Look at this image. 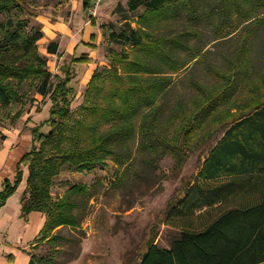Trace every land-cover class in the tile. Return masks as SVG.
I'll return each instance as SVG.
<instances>
[{
	"label": "trees",
	"instance_id": "obj_1",
	"mask_svg": "<svg viewBox=\"0 0 264 264\" xmlns=\"http://www.w3.org/2000/svg\"><path fill=\"white\" fill-rule=\"evenodd\" d=\"M127 7L142 10L136 27L124 18L120 33H111L109 41L121 50L109 51L108 67L94 70L75 115L73 77L47 72L36 47L40 28L27 31V21L11 14L0 22V110L18 99L15 87L25 81H36L35 91L51 103L48 118L29 129L30 149L13 181L1 184L0 209L26 166L21 218L43 214L33 247L41 241L59 252L62 230L81 226L75 197L89 194L73 185L54 199L51 189L61 172H88L112 162L125 175L136 155L152 160L181 144L189 148L222 123L221 138L166 213L164 224L178 237L170 248L151 242L138 264H264V65L253 78L249 59L264 26V0H127ZM82 8L89 11L92 0H83ZM12 9H21L19 0H0V15ZM222 44L229 54L221 53ZM46 50L57 54L58 43L49 42ZM190 67L195 71L186 73L185 84L193 94L188 101L172 98L175 79ZM238 97L246 101L240 115L228 104ZM30 252L29 264L46 263Z\"/></svg>",
	"mask_w": 264,
	"mask_h": 264
},
{
	"label": "rangeland",
	"instance_id": "obj_2",
	"mask_svg": "<svg viewBox=\"0 0 264 264\" xmlns=\"http://www.w3.org/2000/svg\"><path fill=\"white\" fill-rule=\"evenodd\" d=\"M82 1L19 0L21 9H12L11 13L0 15V22H4L10 14L26 20L27 31L33 27L40 28L43 37L36 47L37 53L46 60L47 72L51 76L63 78L68 73L73 77L70 84L74 96L71 100L73 115L82 104L86 85L94 70L108 67L109 51L121 50L120 45L109 41L111 33H120L124 18L136 27L135 19L142 12H130L127 0H108L95 10L84 11ZM57 22L67 32L60 30ZM85 25H89L94 36L91 37V45L86 48L90 52L85 50L72 54L73 46L83 39L85 33L89 39V28L85 32ZM52 40L59 45L58 53L54 55L46 50ZM212 47V44L207 46L208 49ZM227 50L228 46L222 44L221 53L229 54ZM212 51H217V47H213ZM263 56L264 26L249 57L253 64V78L259 77L257 74L264 65ZM79 57H83L84 62H76ZM229 61L227 59L226 64ZM226 64L221 61L224 70L227 69ZM194 71L195 68L190 67L177 76L172 98L182 95L188 101L193 92L185 84L186 73L193 74ZM36 83L31 85L30 81H25L15 87L18 99L0 110V152L6 148L5 151L11 153L20 146L28 151L31 144L29 129L48 118L51 103L35 91ZM241 100L242 97H238L233 103H228L231 113L240 115L244 112L240 107L246 101ZM47 130L48 127L43 126L42 131ZM223 131L221 123V128L207 134L199 142L194 140L189 148L180 143L178 151H169L152 160L147 154L136 155L134 165L127 169L125 175L112 162L88 172L64 170L54 180L52 197L61 198L73 185L88 188L89 194L75 197L74 213L82 218L81 226L78 230H62V240L57 244L59 252H54L46 242L40 241L30 249V253L36 258L44 257L47 260L45 264H138L151 242L160 248H170L178 237V231L164 224L169 206L182 197L187 186L193 183L209 149L221 138ZM22 170H27V167L22 166Z\"/></svg>",
	"mask_w": 264,
	"mask_h": 264
},
{
	"label": "crops",
	"instance_id": "obj_3",
	"mask_svg": "<svg viewBox=\"0 0 264 264\" xmlns=\"http://www.w3.org/2000/svg\"><path fill=\"white\" fill-rule=\"evenodd\" d=\"M56 25H59L60 30L67 32V29L60 27L59 22ZM88 28L89 39L85 33L83 39L73 46L72 54L77 51L85 52L86 48L91 45L93 33L90 31L89 25H85V32ZM87 51L90 52L89 49ZM5 150L6 148H3L0 152V173H2L0 184L4 179L11 180L14 178L17 163L26 152L25 147L22 146L11 153H7ZM27 175V170L23 171L22 182L16 192L8 198L5 205L0 209V264H29V251L39 237L45 222L44 215L39 212H31L26 221L21 218V197L26 187Z\"/></svg>",
	"mask_w": 264,
	"mask_h": 264
},
{
	"label": "built area",
	"instance_id": "obj_4",
	"mask_svg": "<svg viewBox=\"0 0 264 264\" xmlns=\"http://www.w3.org/2000/svg\"><path fill=\"white\" fill-rule=\"evenodd\" d=\"M108 0H92L93 6L92 10H95L98 6H100L103 2H106Z\"/></svg>",
	"mask_w": 264,
	"mask_h": 264
},
{
	"label": "bare ground",
	"instance_id": "obj_5",
	"mask_svg": "<svg viewBox=\"0 0 264 264\" xmlns=\"http://www.w3.org/2000/svg\"><path fill=\"white\" fill-rule=\"evenodd\" d=\"M88 78H89V76H88ZM88 80H89V79H88ZM88 80H86V83H87Z\"/></svg>",
	"mask_w": 264,
	"mask_h": 264
}]
</instances>
